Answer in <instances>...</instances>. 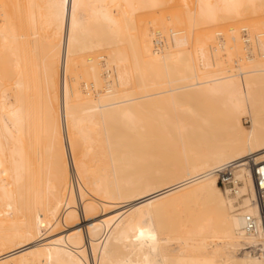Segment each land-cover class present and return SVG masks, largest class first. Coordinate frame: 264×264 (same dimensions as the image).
<instances>
[{
    "label": "bare ground",
    "instance_id": "1",
    "mask_svg": "<svg viewBox=\"0 0 264 264\" xmlns=\"http://www.w3.org/2000/svg\"><path fill=\"white\" fill-rule=\"evenodd\" d=\"M262 160L264 0H0V264H264Z\"/></svg>",
    "mask_w": 264,
    "mask_h": 264
},
{
    "label": "built area",
    "instance_id": "2",
    "mask_svg": "<svg viewBox=\"0 0 264 264\" xmlns=\"http://www.w3.org/2000/svg\"><path fill=\"white\" fill-rule=\"evenodd\" d=\"M251 170L255 182L259 215L258 217H254L252 215L246 214L243 219V229L248 233L257 232L259 225L258 222H260L261 232L264 235V160L253 163L251 165ZM228 176H230V174L226 175V177H224V175L218 176L217 182L220 186H233V183L227 178Z\"/></svg>",
    "mask_w": 264,
    "mask_h": 264
},
{
    "label": "rangeland",
    "instance_id": "3",
    "mask_svg": "<svg viewBox=\"0 0 264 264\" xmlns=\"http://www.w3.org/2000/svg\"><path fill=\"white\" fill-rule=\"evenodd\" d=\"M148 14H149V16H153V15H157L159 17L161 16V14L158 11H151ZM159 22H162V20L160 19ZM245 23H252V20L241 22L238 24V26L245 24ZM93 54H95V53H93ZM80 71H81V69H80ZM243 123L246 124V121L243 120ZM221 188H222V186H221ZM222 190H223V188H222Z\"/></svg>",
    "mask_w": 264,
    "mask_h": 264
}]
</instances>
